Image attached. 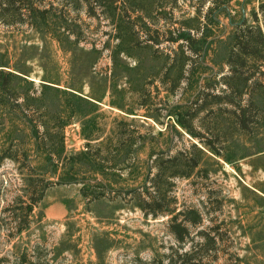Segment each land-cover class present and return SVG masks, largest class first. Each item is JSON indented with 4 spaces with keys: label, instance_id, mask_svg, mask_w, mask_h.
Here are the masks:
<instances>
[{
    "label": "rangeland",
    "instance_id": "rangeland-1",
    "mask_svg": "<svg viewBox=\"0 0 264 264\" xmlns=\"http://www.w3.org/2000/svg\"><path fill=\"white\" fill-rule=\"evenodd\" d=\"M0 264H264V0H0Z\"/></svg>",
    "mask_w": 264,
    "mask_h": 264
}]
</instances>
